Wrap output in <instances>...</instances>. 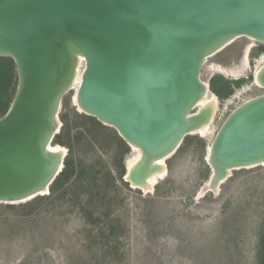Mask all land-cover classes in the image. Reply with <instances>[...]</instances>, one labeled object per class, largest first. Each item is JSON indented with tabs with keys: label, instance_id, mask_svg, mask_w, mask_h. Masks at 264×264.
<instances>
[{
	"label": "water",
	"instance_id": "water-1",
	"mask_svg": "<svg viewBox=\"0 0 264 264\" xmlns=\"http://www.w3.org/2000/svg\"><path fill=\"white\" fill-rule=\"evenodd\" d=\"M240 37L264 42V0H0V57L15 61L19 78L0 118V202L45 196L63 171L65 158L47 149L78 55L83 112L148 160H168L211 91L206 59ZM208 164L214 184L228 169L264 165V95L230 115Z\"/></svg>",
	"mask_w": 264,
	"mask_h": 264
},
{
	"label": "rangeland",
	"instance_id": "rangeland-1",
	"mask_svg": "<svg viewBox=\"0 0 264 264\" xmlns=\"http://www.w3.org/2000/svg\"><path fill=\"white\" fill-rule=\"evenodd\" d=\"M262 48L264 42L240 37L206 59L201 80L211 86L223 77L234 92L221 99L210 91L218 98L210 129L185 138L151 191L126 179L140 153L81 111L74 104L80 85L71 88L53 141L67 149L63 171L70 177L43 200L0 202V264H259L264 165L232 170L216 189L206 187L213 174L208 150L221 127L264 95L255 81Z\"/></svg>",
	"mask_w": 264,
	"mask_h": 264
},
{
	"label": "bare ground",
	"instance_id": "bare-ground-1",
	"mask_svg": "<svg viewBox=\"0 0 264 264\" xmlns=\"http://www.w3.org/2000/svg\"><path fill=\"white\" fill-rule=\"evenodd\" d=\"M250 39H253V38H250ZM245 59L247 58L245 57ZM244 63H246V61ZM82 64H85V59L83 56L78 55L75 70H74V76L70 82V88H73L76 84L81 85L83 75L79 79V69ZM263 73H264V68L261 71H258L255 75V81L257 85L260 86L261 88H264V82L262 81ZM205 85L207 87V84ZM79 89L80 88H78L77 94L74 97V104L81 111H84L82 106L79 103V97H78ZM209 94H210V91L206 89L204 96L200 98L196 103V106H200L199 112L194 113V114L190 113L188 115V121L192 122L193 120H195L194 125L191 126V132H190L191 134L198 132V133L205 135L206 132L210 129V125L213 121V118L216 112L218 98L217 96L213 94L212 95H209ZM60 126H61V122L56 120L55 127L57 130V133H58V130L61 129ZM130 145L133 148V150L138 151L140 153V156L130 165V169L126 176L127 180L130 181V183H132L133 187L143 189L144 191H149V190L151 191L152 187L160 179H162V177L166 174V171H167L166 170L167 169L166 159L167 158L163 156V157L152 159L150 161L148 160V157L145 155L144 151L139 146L131 144V143ZM47 151L50 155L59 157L61 160L60 162H62V159H64L65 156L67 155V149L60 145L51 144L48 146ZM211 152H212V147H210V149L208 150V162L210 161ZM61 164L62 163H60V165ZM231 171H232L231 169L230 170L228 169L225 171L226 178L229 176ZM224 179L220 180L217 184H214L213 180H210L206 187V190L216 189L215 187H217L220 184V182L224 181ZM206 190H204V192ZM23 202H27V201H23ZM12 203H22V202H12Z\"/></svg>",
	"mask_w": 264,
	"mask_h": 264
},
{
	"label": "trees",
	"instance_id": "trees-1",
	"mask_svg": "<svg viewBox=\"0 0 264 264\" xmlns=\"http://www.w3.org/2000/svg\"><path fill=\"white\" fill-rule=\"evenodd\" d=\"M261 51H264V48H262ZM17 78L18 73L15 61L12 58L0 57V118L4 117L7 114L14 101L19 83ZM243 82L244 80H240L235 83L240 85ZM211 90L221 99L227 98L234 92V90L232 89V83L223 77H216L211 80ZM89 118L96 121L97 123L100 122L95 117L91 116ZM59 143V141H55L54 144L58 145ZM67 173L68 168L63 171L59 175V177H57L55 182L50 187L52 191H55V189L62 184L65 178L70 177V174L68 175ZM123 174L124 171L121 173V175ZM44 198L46 197L39 196L34 199V202L43 200ZM261 246L263 253L259 264H264V235L261 239Z\"/></svg>",
	"mask_w": 264,
	"mask_h": 264
}]
</instances>
